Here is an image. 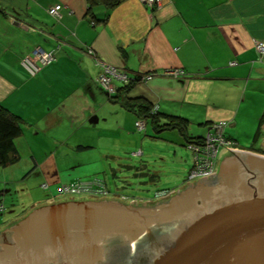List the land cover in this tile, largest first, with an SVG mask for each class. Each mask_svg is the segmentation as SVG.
I'll use <instances>...</instances> for the list:
<instances>
[{"label":"crops","instance_id":"obj_1","mask_svg":"<svg viewBox=\"0 0 264 264\" xmlns=\"http://www.w3.org/2000/svg\"><path fill=\"white\" fill-rule=\"evenodd\" d=\"M56 4L63 5L59 17L49 13ZM256 41L264 42V0H161L154 7L123 0L111 10L89 0H0V103L23 128L20 160L1 167L22 186L21 197L0 199V227L66 201L56 197L60 184L107 181L116 165L160 180L147 161L118 162L144 155L152 139L177 156L216 121L229 122L225 134L239 148L264 154V54ZM38 47L55 50L56 60L32 76L21 60ZM97 59L131 75L132 87L125 92L127 84L115 80V92L105 88ZM174 69L185 74L170 75ZM126 94L158 107L160 123L187 119L185 134L154 129L124 105ZM231 155L220 150L219 172ZM109 189L105 202L124 194Z\"/></svg>","mask_w":264,"mask_h":264},{"label":"water","instance_id":"obj_2","mask_svg":"<svg viewBox=\"0 0 264 264\" xmlns=\"http://www.w3.org/2000/svg\"><path fill=\"white\" fill-rule=\"evenodd\" d=\"M174 198L37 208L0 234V264H264V154L236 148Z\"/></svg>","mask_w":264,"mask_h":264},{"label":"built area","instance_id":"obj_3","mask_svg":"<svg viewBox=\"0 0 264 264\" xmlns=\"http://www.w3.org/2000/svg\"><path fill=\"white\" fill-rule=\"evenodd\" d=\"M143 1L147 5L154 7L155 5L159 4L161 0ZM62 8V4H56L49 9V13L53 16L59 17L61 15ZM255 45L256 50L261 57L264 54V42L256 41ZM90 53H93V51L90 50ZM55 60V50H44L38 47L32 50L29 54L25 55L21 60V64L32 76H35L43 67L51 64ZM97 60L102 68L99 80L105 88L115 92V89L113 88L115 80H118L123 85L130 83L132 79L131 75L118 71L99 59ZM168 73L175 76H182L185 74L184 71L179 69L171 70ZM153 111H158V107H155ZM228 125L229 122L226 120L213 122L210 126L209 132L202 140L188 143L187 147L192 151L193 154V164L188 173L187 179H208L216 176L218 174L217 162L220 150L223 149L228 153H233L236 148H239L236 142L227 138L225 134V130ZM136 127L139 131L146 130V121L143 118H139L136 121ZM42 188L48 189L49 185L44 183L42 184ZM174 191L175 189H162L155 192L154 195L160 199L162 196L167 197L172 195ZM110 193L111 191L105 181L99 177L93 178V180L89 183H63L56 187V197L60 198L107 196ZM123 197L126 198L127 196L124 195ZM3 208V204L0 203V210Z\"/></svg>","mask_w":264,"mask_h":264},{"label":"rangeland","instance_id":"obj_4","mask_svg":"<svg viewBox=\"0 0 264 264\" xmlns=\"http://www.w3.org/2000/svg\"><path fill=\"white\" fill-rule=\"evenodd\" d=\"M145 144L146 146L144 145L142 148L145 152L144 155L127 154L126 158L124 160H120L118 163H134L136 166L139 167L142 163L147 161L150 169L152 171H156L153 173L158 172L161 179H158L157 181H152L149 175L136 174V169L128 170L124 169V167L116 165V175L114 176L113 172H108L107 182L113 191L124 193L125 195H127V197L124 198V194L119 195V197L117 198L119 200L115 202H120V204L124 206L134 208L152 205L156 201L168 199L172 196H175L176 193L178 194V192L182 191L184 188H189L204 180L217 178L219 175L218 160V174L216 176L208 179H186L188 177L189 170L193 164L192 153L189 148L181 147L178 151V155L176 156L174 153H172L173 149L170 152L167 151V145H165L166 143H164V141H157L155 139H152L150 141H146ZM1 170L5 169H1L0 167V199H3L5 197V201L7 203L11 201L16 202L21 197V192L19 190L20 188H22V186L19 185L18 181L10 182V178H7L8 175L3 174ZM145 172L147 171L145 170ZM160 181L162 182L160 183ZM157 187L175 189V191L172 195H169L167 197L162 196L159 199L158 197H156V195H154ZM108 196H86L81 197L80 199L59 198V200L72 199V201L78 200L81 202H105L108 201V199L105 198ZM112 202L114 201L112 200ZM0 217H2L1 212ZM9 227V225H5L4 227L2 226L0 227V231H4Z\"/></svg>","mask_w":264,"mask_h":264},{"label":"trees","instance_id":"obj_5","mask_svg":"<svg viewBox=\"0 0 264 264\" xmlns=\"http://www.w3.org/2000/svg\"><path fill=\"white\" fill-rule=\"evenodd\" d=\"M121 1L123 0H89L91 6H93L94 4L95 5L102 4L104 8H107L108 10H111L113 7L118 5ZM133 83H134V79H131L130 83H128L127 85L125 84L126 85L124 86L125 87L124 90H126L125 92H127L129 88L132 87L131 85ZM138 100L139 99L130 98L128 95L123 97L124 105L136 111L139 114V117H145L147 121L157 131H164L166 129L178 128L185 134V131L188 128L187 119L183 117H179V116H175V117L170 116L171 118H169V122L160 123L159 121L161 118H160L159 110L153 111L151 110V106L146 105L141 100L139 101ZM22 131H23V128L19 120V117L12 111L5 108L0 103V167L10 166L12 164L17 163L20 160V153L17 147L16 140L21 135ZM129 170H130V167H129ZM136 174L138 173L136 172ZM145 174L148 175L147 172H145ZM150 178L154 179L155 174H151ZM103 180L105 181V183L107 184L109 188L110 186L108 182L105 179ZM159 190H162V189H158L155 192ZM3 210L4 208L0 211H3Z\"/></svg>","mask_w":264,"mask_h":264},{"label":"flooded vegetation","instance_id":"obj_6","mask_svg":"<svg viewBox=\"0 0 264 264\" xmlns=\"http://www.w3.org/2000/svg\"><path fill=\"white\" fill-rule=\"evenodd\" d=\"M175 195H177V193L175 194ZM180 195V194H179ZM175 196H172L171 198H170V200H173V199H175L174 198ZM177 197V196H176ZM74 199V198H73ZM64 200H66V201H63V203L64 202H67V201H72V199H64ZM169 201V200H168ZM22 220V218L21 219H19V220H17V221H15V222H12L11 224H9V228H11L13 225H15V224H17L18 222H20ZM8 228V229H9ZM6 229V228H5ZM4 231H6V230H4ZM4 231H0V234H1V232H4ZM13 243V242H12Z\"/></svg>","mask_w":264,"mask_h":264},{"label":"bare ground","instance_id":"obj_7","mask_svg":"<svg viewBox=\"0 0 264 264\" xmlns=\"http://www.w3.org/2000/svg\"><path fill=\"white\" fill-rule=\"evenodd\" d=\"M147 124V123H146Z\"/></svg>","mask_w":264,"mask_h":264}]
</instances>
